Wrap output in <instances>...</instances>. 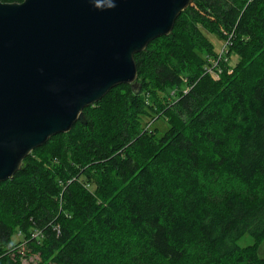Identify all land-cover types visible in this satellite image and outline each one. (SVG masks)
Listing matches in <instances>:
<instances>
[{
  "label": "trees",
  "instance_id": "1",
  "mask_svg": "<svg viewBox=\"0 0 264 264\" xmlns=\"http://www.w3.org/2000/svg\"><path fill=\"white\" fill-rule=\"evenodd\" d=\"M135 60L0 181V264H264V0H192Z\"/></svg>",
  "mask_w": 264,
  "mask_h": 264
},
{
  "label": "water",
  "instance_id": "2",
  "mask_svg": "<svg viewBox=\"0 0 264 264\" xmlns=\"http://www.w3.org/2000/svg\"><path fill=\"white\" fill-rule=\"evenodd\" d=\"M192 0H0V181L120 83Z\"/></svg>",
  "mask_w": 264,
  "mask_h": 264
},
{
  "label": "rangeland",
  "instance_id": "3",
  "mask_svg": "<svg viewBox=\"0 0 264 264\" xmlns=\"http://www.w3.org/2000/svg\"><path fill=\"white\" fill-rule=\"evenodd\" d=\"M208 36L210 37V39L213 41L214 45H215V50L218 56H211L210 60V66H208L209 72L206 69L207 67H205L206 72L208 73H213L219 69H221V64H222V60L226 61L227 57H229V50L227 49V44L228 43V39L227 40H223V38H221L220 36H218L217 34L214 33H208ZM231 59H233V62H235L236 60V56L233 54L231 57H229ZM217 62L219 64L216 65ZM234 64V63H232ZM212 75V74H211ZM186 90L188 89L187 87H185ZM176 89L173 90V93H175ZM145 121H151L150 117H147L145 119ZM148 125H150V128H157L159 135L163 134L164 131L168 128V123L165 120L164 117H160L155 119L153 122H150ZM20 237H16V239L18 240ZM254 240L252 239V236L250 234L244 235L242 238H240L239 243L242 244L243 246L248 245L253 243ZM262 252L264 251V243L263 245H261V249ZM24 263L26 264H38L39 263V258L38 256H29L27 258L24 259Z\"/></svg>",
  "mask_w": 264,
  "mask_h": 264
},
{
  "label": "built area",
  "instance_id": "4",
  "mask_svg": "<svg viewBox=\"0 0 264 264\" xmlns=\"http://www.w3.org/2000/svg\"><path fill=\"white\" fill-rule=\"evenodd\" d=\"M228 49V48H227ZM211 58V57H210ZM209 58V59H210ZM216 63V65H218L219 66V64L217 63V62H215ZM210 60H209V63H208V66H210ZM208 66H207V70H208V72H209V69H208ZM220 72H221V69H219V70H217V71H215V72H213V73H210V74H212V76L214 77V78H218L219 77V75H220ZM188 90V89H187ZM187 90H185V91H187Z\"/></svg>",
  "mask_w": 264,
  "mask_h": 264
},
{
  "label": "flooded vegetation",
  "instance_id": "5",
  "mask_svg": "<svg viewBox=\"0 0 264 264\" xmlns=\"http://www.w3.org/2000/svg\"><path fill=\"white\" fill-rule=\"evenodd\" d=\"M3 1V0H2Z\"/></svg>",
  "mask_w": 264,
  "mask_h": 264
}]
</instances>
